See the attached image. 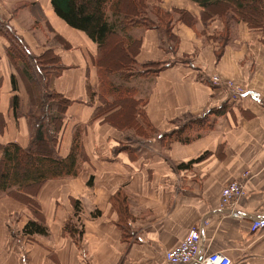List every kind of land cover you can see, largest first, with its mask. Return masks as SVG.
I'll return each instance as SVG.
<instances>
[{
	"label": "crops",
	"instance_id": "1",
	"mask_svg": "<svg viewBox=\"0 0 264 264\" xmlns=\"http://www.w3.org/2000/svg\"><path fill=\"white\" fill-rule=\"evenodd\" d=\"M202 1L161 0L167 12H186L196 31L202 30ZM0 8L1 21L32 55L52 49L60 57L65 69L53 79L52 87L71 104L59 132V156L68 155L73 134L79 130L87 157L77 176L48 180L39 188L34 215L20 194L0 195V264H166L165 253L203 219L207 220L202 232L206 253H222L232 264H264V230L251 233L249 229L251 219L264 216L263 43L251 39V57H247L244 31L236 24L233 40L216 62L212 42L203 43L176 15L177 56H186L193 67L179 64L124 81L118 73L105 74L97 67L96 45L60 20L49 0H0ZM52 33L76 51L57 46ZM127 35L141 41L135 57L138 66L172 57L159 48L156 30L132 28ZM7 46L0 37V113L4 120L0 144L14 142L26 148L32 130L25 117L32 86L22 67L17 70L11 63ZM214 74L240 83L245 95L229 101L231 108L223 116H210V127H188L182 137L189 138L188 143L161 138L178 129L174 121L199 117L227 101V94L221 96L222 90L209 84ZM106 81L134 89V98L160 136L141 137L134 127H125L127 119L119 108L109 113L111 122H103L108 114L91 121L102 102L116 97ZM13 96L18 97V116L11 107ZM204 153L208 155L201 162L179 168ZM246 171L250 173L246 195L238 204L243 219L236 220L218 212L221 190ZM119 190L127 202L125 238L119 213L110 201ZM75 205L80 208L77 214ZM31 218L43 222L47 235H23ZM69 220L81 235L63 229Z\"/></svg>",
	"mask_w": 264,
	"mask_h": 264
},
{
	"label": "trees",
	"instance_id": "2",
	"mask_svg": "<svg viewBox=\"0 0 264 264\" xmlns=\"http://www.w3.org/2000/svg\"><path fill=\"white\" fill-rule=\"evenodd\" d=\"M55 15L70 28L83 33L90 41L96 44L97 67L105 74L118 73L120 78L128 81L133 77H145L159 73L162 68L159 63H143L142 68L147 66H157L152 70H134L137 62L136 55L141 47L140 40H134L127 35L132 28H142L145 30L154 29L162 36L161 43H166V50H171L173 42H177V36L170 27L172 21L171 12H167L161 7L147 4V0H49ZM202 8L200 19L202 24L213 22L214 19H231L235 22H243L250 31L262 32L264 30V0H203L200 3ZM150 8L151 13L157 17L160 25H155L153 21L145 17ZM147 10V12H146ZM178 21H183L192 27L193 19L181 10ZM109 16L113 17V22H109ZM163 25L164 29H161ZM205 32V30L203 31ZM163 36L165 37L163 39ZM0 37H3L8 46L6 54L13 66L18 70L22 67L23 74L29 80L35 98H30L29 111L25 117L32 123L28 146L22 148L17 143L0 144V195L18 193L21 201L29 207L34 215L38 211L36 194L39 188L48 180L58 178L75 177L80 172V163L86 161L87 157L83 152L80 131L73 134L69 153L66 157L59 156V132L63 125L64 114L71 102L58 94L52 87L54 78L60 76L65 69L61 59L52 49H48L39 56H34L27 51V46L14 33V30L5 22L0 21ZM161 46L163 47V45ZM169 48V49H168ZM215 51L218 58L223 51ZM32 63L39 66V70L32 75ZM148 69V68H147ZM42 77V78H41ZM12 88L16 89L14 77L11 78ZM38 82L41 83L39 89ZM205 83H208L205 81ZM108 88L114 95L112 102H102V106L95 109L91 121L104 117L103 122H111L110 118L114 111L119 108V112L127 119L124 120L125 127H134L137 135L148 138L156 134L157 130L150 124L145 111L140 107V101L134 98V89L122 86H114L106 81ZM30 90V89H29ZM40 93V94H39ZM37 95L39 97L37 99ZM228 101H224L220 106L211 108L199 117H194L190 124H182L178 129H173L164 133L161 138L179 140L188 143L189 138L183 139L185 130L189 128H208L212 124L210 116H223L231 106ZM11 107L15 115L18 116V97L11 98ZM111 115H110V114ZM133 117L136 122L133 123ZM122 121V120H121ZM120 121V122H121ZM4 125L3 117L0 113V130ZM51 132H50V130ZM123 148H120L121 150ZM208 153H204L181 164L180 169H189L192 165L201 162ZM90 185V181L88 183ZM119 213V226L123 238L128 235L127 225V202L126 195L122 190L117 191L111 199ZM75 214L80 210L78 205L74 206ZM74 235H81L76 231L71 221H67L63 228ZM47 227L43 222L30 219L22 229L24 236L47 235Z\"/></svg>",
	"mask_w": 264,
	"mask_h": 264
},
{
	"label": "rangeland",
	"instance_id": "3",
	"mask_svg": "<svg viewBox=\"0 0 264 264\" xmlns=\"http://www.w3.org/2000/svg\"><path fill=\"white\" fill-rule=\"evenodd\" d=\"M147 4L148 5H152V6H157V7H161L162 8V2L161 0H147ZM147 12V10H146ZM172 14V19H175L174 16H178L179 17V13H171ZM145 17H147L148 19H150L151 21H153V23L155 25H160V23L157 21V17L151 13L150 11V8L148 9V12L145 14ZM113 17L112 16H109V22H113ZM1 21V19H0ZM183 22V21H182ZM202 23V22H201ZM236 24H240L241 25V29H243L244 33H243V41L242 44L246 47V49L248 50V54H247V57L250 56V53L249 52V48H250V44L252 43V40L251 39H257V41H259L260 43H263L264 44V30L262 32H253V31H250V29H248L247 25L243 22H235L234 20H231V19H223V20H220V19H214L213 22H207V24H202V30L201 31H196L194 29V27L192 28L190 25H187L194 33L196 32L198 34V37L202 39L203 43H208V42H212V45H213V48L215 51H217L218 49L220 50L222 46H226V44L230 43L233 38H232V35H234V32H236L235 30V25ZM176 24H174V22L172 21L170 27L172 28V32L174 33V29L176 28L175 27ZM161 29L163 30L164 27L163 25L161 26ZM150 30H154V29H150ZM203 30H205V32H203ZM158 35H159V32L157 31ZM51 37L53 38V41L57 42V46H60L62 48H64L66 51L68 50H72L73 51H76L75 49H73L72 47H68L69 45L64 41L63 39L60 37V35L58 34H51ZM161 38L162 36L159 35V48L165 53V54H171L172 57L171 58H165L164 60H160V61H157V62H150V63H159L161 65L160 68H162V70H165V69H168V68H171L173 66H176V65H187L189 67H193L192 63L189 62L188 58L186 56H177V53L179 51V47H180V38H178V41L177 42H173V45H170L171 46V50L169 49L168 51L166 50V43L163 45L160 41H161ZM165 37L163 36V39ZM247 38V39H246ZM161 44L163 45V47L161 46ZM96 45V44H95ZM46 50L48 49H45L43 52H45ZM96 50H97V47H96ZM27 51L29 53H31L29 51V49L27 48ZM224 52V48H223V51L221 52V55L219 54L218 58L215 56L216 58V62H219L220 58L222 57V55ZM97 54L98 52H96V58H97ZM243 55V54H242ZM251 57V56H250ZM96 58H94V60H96ZM247 62H248V59H247ZM251 64L254 65V62H250ZM135 65L134 67V70H143V69H146V70H152L153 68L157 67L155 65L153 66H147V68H142L141 65ZM39 66L36 64V63H32V67H31V74L32 75H35L38 70H39ZM119 75V74H118ZM215 77H218L221 81H222V84H223V87H219L217 86L219 89L222 90V94L221 96L223 95H226L228 93V89L226 85L227 82H231V83H234L235 85H237V87L239 88H242L245 90V88L238 82L232 80V79H225V78H222L221 76H219V74H214L212 76H210L208 79H209V84H211L212 86H214L210 80L212 81ZM42 78V77H41ZM41 83L38 82V86H39V89H41L42 87L40 86ZM216 86V85H215ZM30 93L31 94V97L36 99L35 96V91L33 90V88H31L30 90ZM104 93V92H103ZM40 94V93H39ZM41 97V96H39ZM38 95H37V99L39 98ZM115 97V96H114ZM223 98V97H222ZM226 101V100H224ZM227 101L229 102V100L227 99ZM194 117H191V116H185L183 118H181L180 120L178 121H174L172 124H174L175 122V125L179 128V126H181L182 124H190V122L192 121ZM50 130V129H49ZM51 132V130H50ZM155 135H159L160 134H155Z\"/></svg>",
	"mask_w": 264,
	"mask_h": 264
},
{
	"label": "built area",
	"instance_id": "4",
	"mask_svg": "<svg viewBox=\"0 0 264 264\" xmlns=\"http://www.w3.org/2000/svg\"><path fill=\"white\" fill-rule=\"evenodd\" d=\"M2 9L0 8V16ZM210 82L213 85L223 87L222 81L215 77ZM227 98L236 101L245 95L246 91L237 87L234 83L227 82ZM250 173L244 172L239 178L233 179L223 186L220 195L218 212L233 219H243V214L238 210L239 201L246 195V183ZM207 220L193 225L187 232L183 241L174 249L164 255L166 264H232L231 260L219 252L206 253L203 245L202 232ZM250 232L257 233L264 230V216L251 219Z\"/></svg>",
	"mask_w": 264,
	"mask_h": 264
}]
</instances>
